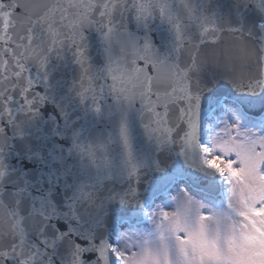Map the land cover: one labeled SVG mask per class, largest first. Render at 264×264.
I'll list each match as a JSON object with an SVG mask.
<instances>
[{
  "label": "snow or ice",
  "instance_id": "1",
  "mask_svg": "<svg viewBox=\"0 0 264 264\" xmlns=\"http://www.w3.org/2000/svg\"><path fill=\"white\" fill-rule=\"evenodd\" d=\"M0 264H264V0H0Z\"/></svg>",
  "mask_w": 264,
  "mask_h": 264
}]
</instances>
